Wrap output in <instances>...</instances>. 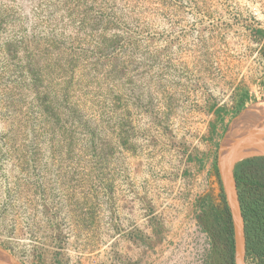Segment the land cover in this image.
<instances>
[{
	"label": "rangeland",
	"instance_id": "374dc122",
	"mask_svg": "<svg viewBox=\"0 0 264 264\" xmlns=\"http://www.w3.org/2000/svg\"><path fill=\"white\" fill-rule=\"evenodd\" d=\"M254 106L264 0H0V249L226 264L208 207L231 221L218 165ZM247 172L264 196V168Z\"/></svg>",
	"mask_w": 264,
	"mask_h": 264
},
{
	"label": "trees",
	"instance_id": "16d2710c",
	"mask_svg": "<svg viewBox=\"0 0 264 264\" xmlns=\"http://www.w3.org/2000/svg\"><path fill=\"white\" fill-rule=\"evenodd\" d=\"M261 170L263 168H260V172ZM247 173L246 168H242L239 171L238 179L241 185L239 199L245 225L246 256L252 254L257 261L256 264H264V196L258 195L257 183L253 181L249 182V175ZM208 210L213 212V224L217 228L218 233L221 232L226 237V243L228 245L226 264H234L232 229L229 213L226 208L218 209L213 205H210ZM204 212H207V210Z\"/></svg>",
	"mask_w": 264,
	"mask_h": 264
},
{
	"label": "water",
	"instance_id": "95a60500",
	"mask_svg": "<svg viewBox=\"0 0 264 264\" xmlns=\"http://www.w3.org/2000/svg\"><path fill=\"white\" fill-rule=\"evenodd\" d=\"M237 143L229 149L225 156L220 157L218 171L220 180L222 183L223 191L225 193V198L227 205L229 207L231 215V223L233 228V243H234V264H244L245 263V252H246V242L244 234V218L240 208V202L238 197V192L236 188V183L233 175V168L235 164L244 158L263 156L261 155H250L248 157H242L237 154ZM0 253V264H23L17 260L12 255L3 251Z\"/></svg>",
	"mask_w": 264,
	"mask_h": 264
},
{
	"label": "bare ground",
	"instance_id": "6f19581e",
	"mask_svg": "<svg viewBox=\"0 0 264 264\" xmlns=\"http://www.w3.org/2000/svg\"><path fill=\"white\" fill-rule=\"evenodd\" d=\"M234 143H237L239 156L264 154V106L244 109L231 120L223 141L225 146H229L222 157ZM0 253H3L1 249Z\"/></svg>",
	"mask_w": 264,
	"mask_h": 264
},
{
	"label": "flooded vegetation",
	"instance_id": "af4514ba",
	"mask_svg": "<svg viewBox=\"0 0 264 264\" xmlns=\"http://www.w3.org/2000/svg\"><path fill=\"white\" fill-rule=\"evenodd\" d=\"M239 164H242V165H239ZM239 166H241V167H239ZM251 167L264 168V157L246 158V159L240 160L239 162H237L235 164V166L233 168V175H234V179H235V183H236L238 197H239V190H240V184L238 182L239 171L242 168H246V170H249ZM239 202H240V199H239ZM240 208H241V203H240ZM241 212H242V209H241ZM244 234H245V225H244Z\"/></svg>",
	"mask_w": 264,
	"mask_h": 264
}]
</instances>
